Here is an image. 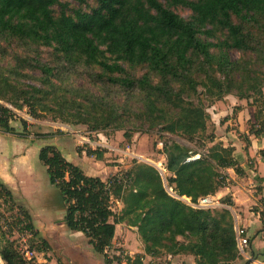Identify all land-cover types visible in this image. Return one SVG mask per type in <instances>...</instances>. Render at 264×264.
<instances>
[{"label":"trees","instance_id":"16d2710c","mask_svg":"<svg viewBox=\"0 0 264 264\" xmlns=\"http://www.w3.org/2000/svg\"><path fill=\"white\" fill-rule=\"evenodd\" d=\"M72 1L79 8L67 0H0V44L45 47L55 57L51 66L13 55V67L0 66V101L17 110L28 108L35 118L53 114L94 131L124 130L119 107L84 87L68 85L69 75L82 70L95 81L136 91L142 106L138 118L152 129L161 126L163 132L189 140L208 132L211 116L201 97L213 104L236 90L238 99L255 109L249 134L264 135V70H255V65L264 68V0H95L97 7L90 12L82 9L89 0ZM171 7L188 9L191 19ZM231 51L252 59L234 60ZM124 65L148 71L135 78ZM96 68L100 72L92 74ZM27 69L40 72L38 86H24ZM14 116L0 104L2 131L14 134ZM124 137L132 138L127 132ZM215 139L212 135V146L204 145L200 152L175 142L164 144L172 194L161 173L147 164L136 163L130 171L102 181L86 176L54 146L42 148L39 159L61 195L67 228L82 233L104 264H144L145 256L234 264L243 257L232 213L196 209L183 201L215 196L229 184L227 169L244 176L234 149ZM104 152L88 149L87 155L102 161ZM0 200L16 204L1 181ZM116 202L122 205L119 212L113 208ZM223 202L233 206L230 198ZM20 212L24 221L19 226L38 238L31 215L23 207ZM251 212L260 216L264 231V199ZM120 224L137 230L145 255H109ZM0 258L4 264H27L11 243L0 249Z\"/></svg>","mask_w":264,"mask_h":264},{"label":"rangeland","instance_id":"374dc122","mask_svg":"<svg viewBox=\"0 0 264 264\" xmlns=\"http://www.w3.org/2000/svg\"><path fill=\"white\" fill-rule=\"evenodd\" d=\"M72 8H79V5L72 0H67ZM97 7L95 0H89L86 6L82 9L86 12H90L93 8ZM58 11V8H56ZM171 10L177 15L186 20H190L192 13L183 7H171ZM23 56L24 59L35 63H46L51 66L54 65V53L51 49L39 46H25L19 48L18 46L11 44H0V66L4 68H11L15 65L13 55ZM231 57L234 60H251L252 56L249 54H242L237 51L230 52ZM124 67L130 72L132 77L140 78L147 73V68L140 67L130 70L127 65ZM264 70L263 67L255 65L256 71ZM98 68L91 71L92 74L99 73ZM41 74L39 71L27 69L24 71V78L22 82L24 86L35 85L38 86ZM70 79L67 82L68 85H74L76 87H84L91 93L99 97H104L111 104L119 107V112L122 115L120 121L124 125V130L116 131L114 127L105 130L94 131L92 128L85 125H72L65 123L64 121L57 119L53 114H42L39 118L32 116L28 108L17 110L9 103L0 101L1 105H4L12 109L15 113L14 118L10 122V126L14 130V137L24 138L31 142L39 141L42 135H56L61 138L63 136L74 140L79 149L86 150H98L105 151L103 154V160L100 163L93 158L91 166L96 170L102 172V176L110 178L115 171L113 168H117V173H126L130 171L136 163H142L150 165L156 168L163 178L164 184L169 193L172 194L171 189L168 187V177L165 166L166 158L163 155L164 144L178 143L186 146L189 149L200 152L205 151L206 148L212 146L210 144V137L213 135L215 143H218L219 138L222 136L228 139L230 143L232 141H242V145L248 147L247 133L250 131V127L254 123V119L251 120L252 114H254V107L250 105V102L246 100H239L236 90L223 99V102L206 101L201 97L204 105L207 108V112L211 116V120L208 124V132L202 136H197L193 140H189L180 135H172L162 131V127L150 128L149 124L138 118L136 115L140 113L142 106L139 101V96L136 91L127 90L124 88L116 87L111 84H105L95 81L87 76L85 71H79L69 75ZM156 81V79H155ZM264 90V89H263ZM202 92V89L200 88ZM197 101V100H196ZM243 111V112H242ZM221 123V127L220 126ZM125 132L132 136L128 141L124 137ZM264 138V135H263ZM87 153V152H86ZM165 158V160H164ZM110 167V168H109ZM254 167V165H253ZM38 169L35 171L34 176L38 182L43 184V187L47 191H51L54 197L61 202V195L58 190L50 186L46 173V168L38 165ZM107 178V179H108ZM216 197V196H213ZM227 198V197H226ZM224 198V199H226ZM221 200V209H226L227 204ZM16 203V202H15ZM187 203V202H186ZM64 207V204L61 202ZM260 207V206H259ZM22 206L16 203L15 206L4 203L0 200V249L5 247L8 243L15 245L28 243L29 245L36 246L45 255L40 257V260H46L48 264H86L85 263V249L86 245L83 244V240L78 234L64 228L62 220L44 222L42 220L35 219V222L43 226V231H38L39 237L34 238L32 234L24 233L23 227L19 226V221H24L21 216L20 209ZM114 211L119 212L122 208L120 203H114ZM229 208H231L229 206ZM29 214L30 212L23 207ZM218 209V210H221ZM39 219L41 218L38 215ZM40 221V222H39ZM125 230L129 228L124 227ZM133 231V229H129ZM251 238V237H250ZM42 242H46L47 246H43ZM259 250L254 252L256 258L264 256V239L259 238ZM121 257L126 258L129 256L122 248L117 247ZM110 256L115 255L110 252ZM157 264H171L168 260L161 258L160 261H156ZM238 264H246V260L241 258ZM253 264V263H252Z\"/></svg>","mask_w":264,"mask_h":264},{"label":"crops","instance_id":"0c3cea01","mask_svg":"<svg viewBox=\"0 0 264 264\" xmlns=\"http://www.w3.org/2000/svg\"><path fill=\"white\" fill-rule=\"evenodd\" d=\"M222 102L218 103L221 104ZM253 119L254 114H252L251 117V120ZM219 127H221V123ZM247 136L250 141L248 147L242 145L243 143L240 140L230 143L228 139L222 136L219 138L218 143L234 149V157L243 169L244 176H238L233 169H227L225 174L228 177L229 184L227 187L222 188L215 195V198L218 202H221V200L226 197L231 199L233 206L231 208L227 206L226 209L229 210L234 217L235 230L239 228L247 229L248 236L249 238L251 237L252 240V244H250L251 251L256 252L259 250V238L261 237L264 239V231H262L260 216L254 214L251 210L258 205L261 199H264V157L260 155L261 151H264V138L263 135L255 137L249 133H247ZM63 137L64 138L54 135L51 139H41L31 142L21 137H14V135L6 133L0 128V181L11 191L15 202L19 203L22 207H26L30 212L36 230L38 229L41 232L43 231V226H41L40 221L38 225L35 219L44 222H53L59 220L60 217L64 228L69 230L64 220L65 209L61 204L63 201L59 202L51 191L45 190L43 184L38 182L36 180L37 178L34 176V173H36L35 171L38 169V165L40 168L45 167L39 159L42 148L54 146L61 152L67 161L79 167L88 177L100 178L102 181H106L108 178L102 176L101 171L91 166L93 156H88L86 150L79 149L74 140L65 136ZM94 159L98 161L95 157ZM99 162L103 163L101 161ZM113 169L115 171H113L112 176L116 175L118 172L116 167ZM50 186L52 185L50 184ZM260 188L262 189L261 192ZM185 199L190 200L188 198ZM185 199H183V201ZM35 215L41 218L39 219ZM125 226L126 224L116 226V236L113 241L111 252L118 255L119 252L115 249L119 247L126 251L130 257L145 255L137 230L128 226L127 227L133 229V231L129 229L125 230ZM71 232L78 234L81 241L83 240V242H85L83 244L86 245V264H104L103 257L93 250L82 233ZM162 258L168 260L171 264H196L192 256ZM160 260L161 258L145 256L143 261L144 264H157L156 261ZM239 261L234 264H238ZM123 264H125V262Z\"/></svg>","mask_w":264,"mask_h":264},{"label":"built area","instance_id":"2783aa9c","mask_svg":"<svg viewBox=\"0 0 264 264\" xmlns=\"http://www.w3.org/2000/svg\"><path fill=\"white\" fill-rule=\"evenodd\" d=\"M199 156H195L189 159L194 160ZM185 199V198H183ZM192 207L196 209L202 210H216L221 208L220 203L213 196H206L198 199L197 202H192L191 200H184ZM28 233V232H24ZM30 234V233H29ZM238 250L241 257L245 260L250 261L252 264H264V256L263 257H252L251 248L249 243L248 231L246 228H239L236 230ZM17 252L26 260L27 264H48L46 260L43 262L40 260V257H44V253L40 251L36 246L29 245L28 243L15 245Z\"/></svg>","mask_w":264,"mask_h":264},{"label":"water","instance_id":"95a60500","mask_svg":"<svg viewBox=\"0 0 264 264\" xmlns=\"http://www.w3.org/2000/svg\"><path fill=\"white\" fill-rule=\"evenodd\" d=\"M0 264H4V262L2 261V259L0 258Z\"/></svg>","mask_w":264,"mask_h":264}]
</instances>
